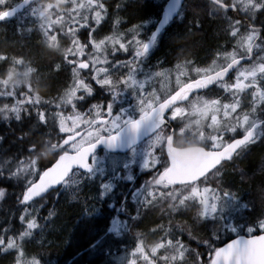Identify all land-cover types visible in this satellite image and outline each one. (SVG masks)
<instances>
[{"label":"snow or ice","instance_id":"6c2138e0","mask_svg":"<svg viewBox=\"0 0 264 264\" xmlns=\"http://www.w3.org/2000/svg\"><path fill=\"white\" fill-rule=\"evenodd\" d=\"M131 2L121 0L116 13ZM108 15L106 0H22L16 6L0 0V23L15 20L16 34L29 42L35 34L42 38L39 43L59 53L54 71L71 68V83L45 100L33 82L39 75L37 60L23 51L0 53V121L6 125L0 131V201L9 186L23 189L15 201L21 214L5 209L0 216V256H11L10 264H48L40 253L27 258L26 245L39 234L43 247L55 202L69 194L70 202L84 206L78 225L99 213L95 204L89 207L91 201L107 197L116 213L103 236L97 233L80 256L91 250L113 256L119 250L125 253L123 264H186V256L193 257V264H264V234H255L264 233V219L245 215L256 213L257 201L264 208V163L258 178L255 171L235 170L242 155L264 145V107L256 115L257 107L264 106V0H165L159 18L121 32L117 26L124 21L117 15L112 34L98 40L94 34ZM189 15L193 19L185 25ZM161 20L187 31L203 30L205 20H221L235 44L230 51L221 46L210 66L193 68L195 77L178 64L173 83L171 70L153 71L148 63L152 49L181 35L161 28ZM148 25L154 30L145 42L139 37ZM129 52L131 59L119 58ZM161 79L166 84L157 88ZM213 89L225 95H199ZM244 93L253 98L250 112H242ZM13 123L27 125L28 131L16 135ZM12 146L16 151L8 155ZM101 147L103 155L98 154ZM119 150L127 153L120 156ZM135 167L150 179L137 185ZM246 176L252 184L243 187ZM123 182L131 186L120 187ZM90 186H96V194L81 200ZM245 192L250 193L247 200ZM50 193L53 208L41 216ZM158 207L160 219L169 218L167 227L160 223L152 229L162 233L159 242L149 253L137 232L130 246L124 237ZM191 209L196 210L191 228L173 223V217ZM208 224L213 225L208 237L196 239L193 231ZM227 233L236 239L218 247ZM185 235L206 250V259L184 242ZM161 251L164 255H157Z\"/></svg>","mask_w":264,"mask_h":264},{"label":"trees","instance_id":"16d2710c","mask_svg":"<svg viewBox=\"0 0 264 264\" xmlns=\"http://www.w3.org/2000/svg\"><path fill=\"white\" fill-rule=\"evenodd\" d=\"M115 3L113 6L112 15H120L125 20L129 22H141L144 18L156 17V7L160 11L161 0H156V5L150 3L146 4L144 0H136L131 2L126 10L116 13V5L121 3V0H110ZM155 11V12H154ZM154 12V13H153ZM153 13V14H152ZM193 17L189 15L188 20L184 22L185 25L191 21ZM14 21V20H13ZM109 25L112 22L109 21ZM226 27L225 22L221 20L208 21L205 20L203 30H198L193 27L190 31H187L182 25L179 28L173 23L168 27V33L173 34L177 31L181 33L180 36L172 40H166L163 42L167 46L166 50L177 46L180 51L179 53H187L195 57L196 63L198 65H203L212 62L216 57V53L221 46L227 47L229 50L234 44L235 40L229 39L227 33L224 31ZM108 28V25L105 29ZM227 37V43L224 39ZM42 38L33 34L31 41L29 42L26 37H21L16 34V23H0V53L4 52H20L23 51L26 54H31L40 65L39 75L33 78L34 86L38 90L41 96L53 95L57 87L63 83H71V68L69 67L66 71L56 72L54 71L55 63L60 62V54L53 52L47 47L39 43ZM21 43L27 44V47L21 48ZM200 55V56H199ZM35 66V65H34ZM51 66V67H49ZM2 103V102H0ZM6 125L0 122V131L5 129ZM13 128H16V135H20L22 132H27V125L18 127L13 123ZM13 137H9L12 139ZM16 151V146H12L8 155H12ZM103 153V151H101ZM26 155V153H25ZM262 163H264V145L257 144L251 148L248 154L243 159H238L236 161V171L239 172L240 169L246 171H255L257 178L260 175V168ZM48 166V165H47ZM229 172L233 171V166L230 165L228 168ZM235 180L237 185H239L240 176L236 175ZM245 183L243 187H248L252 184V181L246 176L244 177ZM237 190L236 188H233ZM22 187H12L8 188V195L0 203V216L5 215V209L14 210L16 216L21 214L22 208L15 205L16 196L22 192ZM96 186L85 187L81 196L83 200L84 196L92 197L96 194ZM245 199L250 198V193H244ZM48 201L45 207L40 209V215L47 216L48 211L53 208L54 194H49L45 197ZM110 201L106 198L100 203L102 214L95 216L92 220L87 223L77 224V217L80 215L81 211L84 209L83 204H76L75 202H70L69 194H63L61 198L55 202V212L56 215L53 216L48 227L44 230V244L43 247L40 246V235L37 234L35 240L26 245L28 257L40 253L43 260L48 262V264H109V258L104 254L103 251L91 250L84 256H80L81 253L89 251L88 245L96 238V234L99 233L103 236V230L107 228L109 221L112 217L114 209L108 207ZM99 201H91V204H95L98 207ZM264 208L257 201V210L255 217H261V213ZM251 217L253 214L248 212ZM157 215L153 212L148 213L145 217L141 219L143 225L149 226L152 221H155ZM191 217V216H190ZM123 218V217H122ZM161 220V219H159ZM181 224L187 223L189 228H191V220L186 217L179 219ZM43 222V221H41ZM164 225H168V219L163 222ZM15 227L20 228L18 220L15 222ZM209 228V231H211ZM148 229V228H147ZM133 231L140 232V228H133ZM193 234L198 238L208 237V230H203L202 228H196ZM103 252V253H99ZM96 253V254H94ZM103 257V260L100 258ZM97 260L99 261H96ZM11 256L4 257L0 256V264H10Z\"/></svg>","mask_w":264,"mask_h":264},{"label":"flooded vegetation","instance_id":"af4514ba","mask_svg":"<svg viewBox=\"0 0 264 264\" xmlns=\"http://www.w3.org/2000/svg\"><path fill=\"white\" fill-rule=\"evenodd\" d=\"M134 1H136V0H132V2H134ZM144 1H145L146 4L152 3V4L156 5V2L153 1V0H144ZM106 3L108 5V12H109V15L106 18V20H109L110 21V19H112V18H114L116 16V15H111L112 14V11H113V6L115 5V3L114 2H111V1H108V2L106 1ZM161 9H162V7H161ZM158 10L159 9H157V7H156V12L154 11L156 13L157 17H153L152 16L150 18H159L161 16V10L160 11H158ZM150 18H144L141 22H139V21L138 22H129V21L125 20L124 18H122L124 22L121 23L120 26L125 25V27L124 28H118V30L121 31V32H124L127 29H129L132 25H134V24H140L143 21L148 20ZM106 20L103 22L102 27H100L99 30L94 34L96 36V39H98L97 36L100 33L107 32L109 30V29H105V27L108 24V23H106ZM126 22H128V23H126ZM153 30H154V27L152 25H149V27H147L145 30H142L141 36L139 38L140 39H143L145 42H147V38L150 35L151 31H153ZM166 31L168 32V30H166ZM112 32H113V28H110V32H109L108 35H111ZM108 35H106V36H108ZM128 38L130 39L131 37L129 36ZM224 41L225 42L227 41V37L224 39ZM166 49H167V46L165 44H163V42H162L158 47H156V48H154V49L151 50V54H150V58H149L148 63L153 66V69H152L153 71H162V70H165V69H170L171 72H172V74L173 75L174 74L176 75L175 69H176V66L178 64H180V65L183 64L184 66L186 64H193V65H195V63H196L195 57H193L192 55H188L187 53H179L180 51H184V50L178 49L177 46H174V47L170 48L169 50H166ZM131 55H132V53L129 52L127 54L121 55L119 58L120 59H131ZM158 61H163V63L159 67L156 66ZM64 71L67 72V68H65ZM161 84H164L163 79H161L160 81L157 82L156 87L157 88H160L161 87ZM67 85H68V83H63L59 87H57L56 90L54 91L53 97L56 98L59 94H61L63 92L64 88ZM210 94L213 97L219 96V95L221 97L223 96V95H221L222 92H219V91H216V90H213ZM43 97H45V96H43ZM244 98H248V96L246 95V96L241 97V100L244 99ZM69 111H70V109H69ZM243 111H246V110L243 109L242 112ZM238 131L240 132L241 135L243 134L242 133V130H238ZM54 142H55V140H54ZM245 156L246 155H242L241 159H243ZM229 166L230 165H228L227 168ZM144 179H150V177H145V176L135 175L134 174V182L137 185L141 184ZM125 183L127 185L126 189L131 186L130 183H128V182H125ZM162 207L163 208H167V205L166 204H163ZM97 208L99 209V213L96 215V217L100 215V208L99 207H97ZM129 210L134 214V207H131L130 206ZM159 211H161V209L158 207L155 210H153L152 212L155 213V212H159ZM158 214L160 215L159 216V218H160L161 217V213H158ZM188 215H192L194 217L195 216V210L194 209H191L188 212ZM245 215H246V217L249 220L257 219V218H254V217H250L248 215V213H245ZM145 216H143V217H145ZM182 217H184V215L173 217L172 218L173 223H179V224H181L180 223L181 221L179 219L182 218ZM165 220H166L165 217H164L163 220L156 219L155 221H152L149 226L143 225L144 223H141L142 221L140 220L136 224V226H135L136 228H140V232L133 231L131 235H126L124 237V239L126 241H128L129 245L131 246V244H132V236L135 235V233H137V232L138 233H141L142 234L141 238H142V240L144 242L145 249H146V251H148L150 253L151 247L154 246L157 242H159L160 236L162 235V233H160V232H156L155 234H153V233L150 232V229H154L158 224L163 223ZM165 227H167V225H165ZM210 227H213V225L212 224H209V225H207V228H203V227H199V228H202L203 230H208V232L210 233V231H209V228ZM241 234H244V233H241ZM234 236H235V234H232V233L225 234L223 236V238H222L223 239V243H218L217 246L218 247H221L222 245H224L225 243H227L231 239H233ZM204 238H207V237H204ZM183 239H184V242L186 244H188L190 248L195 249V250H197V251H199L201 253H204L203 258L204 259L207 258L206 250L203 247H198V245L196 243V240H189V238H188L187 235H185L183 237ZM196 239H201V237L198 238L196 236ZM121 255L124 256L125 253L124 254H121L120 252H118V250H115L114 251V255L113 256H109V264H113V261H116L117 262V257L118 256H121ZM157 255H164V253L161 251ZM96 261H99V260H97V258H96ZM140 261H142V260H140ZM186 264H193V257L187 256Z\"/></svg>","mask_w":264,"mask_h":264},{"label":"rangeland","instance_id":"374dc122","mask_svg":"<svg viewBox=\"0 0 264 264\" xmlns=\"http://www.w3.org/2000/svg\"><path fill=\"white\" fill-rule=\"evenodd\" d=\"M11 23H16V21L14 20V21H12ZM147 27H149V25H148ZM103 38H104V37H102L101 39H103ZM166 70H168V69H166ZM192 72H193V71H192ZM163 81H164V80H163ZM164 84H166V81H164ZM118 155L123 156L122 154H118ZM135 170L139 171L138 167H135ZM109 175H110V173H109ZM37 207H38V205H37ZM158 213H161V211L153 213V214H156V215H157V217H155L156 219H160V218H159L160 215H159ZM41 216H43V215H41ZM190 216L193 217L192 215H188V214H187V215H184V217H186L187 219H188V218L190 219ZM165 218H166V219H169L167 216H165ZM41 223H43V222H41ZM150 232L153 233V232H152V229H150ZM99 253H103V252H99ZM95 254H96V253H95ZM27 258H29V257H27ZM100 260H103V261H104V258L101 257ZM96 264H97V263H96ZM99 264H100V263H99ZM102 264H106V263H102Z\"/></svg>","mask_w":264,"mask_h":264},{"label":"water","instance_id":"95a60500","mask_svg":"<svg viewBox=\"0 0 264 264\" xmlns=\"http://www.w3.org/2000/svg\"><path fill=\"white\" fill-rule=\"evenodd\" d=\"M19 3H22V1H20ZM19 3H18V4H19ZM16 5H17V4H16ZM16 5H15V6H16ZM166 25H167V21L161 20L160 27H161V28H164ZM238 138H239V137H238ZM101 148H102V147H101ZM101 148H100V149H101ZM119 151H127V150H119ZM53 163H54V161H53ZM48 166L50 167L51 164L48 165ZM262 234H264V233H262ZM259 235H260V234H259Z\"/></svg>","mask_w":264,"mask_h":264},{"label":"bare ground","instance_id":"6f19581e","mask_svg":"<svg viewBox=\"0 0 264 264\" xmlns=\"http://www.w3.org/2000/svg\"><path fill=\"white\" fill-rule=\"evenodd\" d=\"M200 56V55H199ZM95 254V253H94Z\"/></svg>","mask_w":264,"mask_h":264}]
</instances>
